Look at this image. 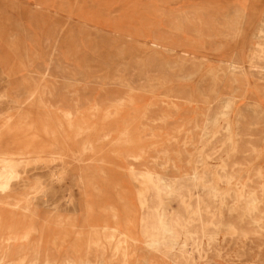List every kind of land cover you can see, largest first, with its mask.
<instances>
[{
    "label": "rangeland",
    "instance_id": "374dc122",
    "mask_svg": "<svg viewBox=\"0 0 264 264\" xmlns=\"http://www.w3.org/2000/svg\"><path fill=\"white\" fill-rule=\"evenodd\" d=\"M0 264H264V0H0Z\"/></svg>",
    "mask_w": 264,
    "mask_h": 264
},
{
    "label": "bare ground",
    "instance_id": "6f19581e",
    "mask_svg": "<svg viewBox=\"0 0 264 264\" xmlns=\"http://www.w3.org/2000/svg\"><path fill=\"white\" fill-rule=\"evenodd\" d=\"M63 4V3H62ZM63 7V6H62ZM65 9V8H64ZM86 28V27H85ZM28 31V30H27ZM31 33V32H30ZM93 35V34H92ZM91 35V36H92ZM91 41V40H90ZM167 43V42H166ZM36 57V56H35ZM28 59V58H27ZM52 64H53V62H52ZM54 65H55V63H54ZM148 66V65H147ZM54 68V67H53ZM40 69H41V67H40ZM52 70V69H51ZM55 70V69H54ZM56 71V70H55ZM57 73V72H56ZM61 77V76H60ZM165 80V79H164ZM96 81V80H95ZM84 85V84H83ZM228 88V87H227ZM121 89V88H120ZM101 91V90H100ZM56 94V93H55ZM81 97V96H80ZM191 98V97H190ZM103 99V98H102ZM86 100V99H85ZM152 116V115H151ZM160 116V115H159ZM150 134V133H149ZM186 181V180H185ZM4 187V186H3ZM180 191V190H179ZM187 196V195H186ZM27 198V197H26ZM166 204V203H165ZM29 209V208H28ZM252 220V219H251ZM180 223V222H179ZM162 233V232H161ZM169 239V238H168Z\"/></svg>",
    "mask_w": 264,
    "mask_h": 264
}]
</instances>
